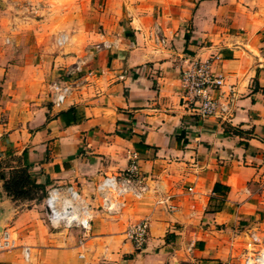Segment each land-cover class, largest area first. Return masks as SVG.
Listing matches in <instances>:
<instances>
[{"label": "crops", "instance_id": "obj_1", "mask_svg": "<svg viewBox=\"0 0 264 264\" xmlns=\"http://www.w3.org/2000/svg\"><path fill=\"white\" fill-rule=\"evenodd\" d=\"M28 1L45 15L0 18L4 170L27 166L44 196L72 185L90 198L135 152L148 190L119 215L94 212L81 245L80 229L48 224L44 197L18 200L0 264H239L248 233H264V0ZM86 51L81 85L53 107L49 82ZM190 60L233 88L227 116L201 119L186 102ZM161 195L173 210L155 204ZM142 218L149 238L136 250L125 231Z\"/></svg>", "mask_w": 264, "mask_h": 264}, {"label": "built area", "instance_id": "obj_2", "mask_svg": "<svg viewBox=\"0 0 264 264\" xmlns=\"http://www.w3.org/2000/svg\"><path fill=\"white\" fill-rule=\"evenodd\" d=\"M150 37L156 44L164 45L166 40L160 30L154 27ZM67 41L65 34L56 38V45L61 47ZM106 46L97 44L93 52ZM92 53L86 51L63 71L62 76L49 82L52 106L61 108L70 94L82 83V67ZM181 82L184 98L201 118L223 117L229 113V107L234 98L232 87H226L222 74L212 71L209 62L199 60L188 61L181 71ZM225 88V89H224ZM127 166L116 173L104 174L95 184L94 193L90 198L83 196L72 185H57L47 190L43 199L46 220L52 228L80 229L79 245L88 238L94 212L98 211L107 217L119 215L129 201H137L147 192L148 186L145 175L138 165L135 152H128ZM169 195H161L155 204L165 210H173ZM126 236L136 250H142L149 238V222L142 218L127 226ZM246 253L239 264H264V233L252 231L248 233ZM15 246L14 237L5 228L0 237V252ZM24 260L30 258L29 246L22 247Z\"/></svg>", "mask_w": 264, "mask_h": 264}, {"label": "trees", "instance_id": "obj_3", "mask_svg": "<svg viewBox=\"0 0 264 264\" xmlns=\"http://www.w3.org/2000/svg\"><path fill=\"white\" fill-rule=\"evenodd\" d=\"M73 108L60 111L58 115L62 118L64 114L73 113ZM75 118L67 120L68 123ZM9 164L0 161V179H3L4 191L16 200H42L45 194L44 187L31 178L27 166L12 167L7 172ZM216 187V185H215Z\"/></svg>", "mask_w": 264, "mask_h": 264}, {"label": "rangeland", "instance_id": "obj_4", "mask_svg": "<svg viewBox=\"0 0 264 264\" xmlns=\"http://www.w3.org/2000/svg\"><path fill=\"white\" fill-rule=\"evenodd\" d=\"M44 15L45 13L39 6H32L28 0H0V18L5 17L16 20L14 19L16 17L30 16L40 18Z\"/></svg>", "mask_w": 264, "mask_h": 264}, {"label": "water", "instance_id": "obj_5", "mask_svg": "<svg viewBox=\"0 0 264 264\" xmlns=\"http://www.w3.org/2000/svg\"><path fill=\"white\" fill-rule=\"evenodd\" d=\"M17 202L18 200L4 191L3 179H0V237L19 208Z\"/></svg>", "mask_w": 264, "mask_h": 264}]
</instances>
